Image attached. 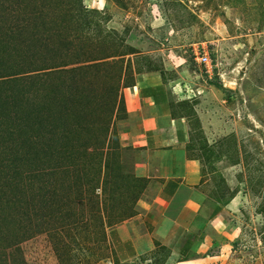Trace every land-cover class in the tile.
Segmentation results:
<instances>
[{
    "label": "rangeland",
    "instance_id": "obj_1",
    "mask_svg": "<svg viewBox=\"0 0 264 264\" xmlns=\"http://www.w3.org/2000/svg\"><path fill=\"white\" fill-rule=\"evenodd\" d=\"M154 76L223 233L203 264H264V0H0V264H121L146 189L124 90Z\"/></svg>",
    "mask_w": 264,
    "mask_h": 264
},
{
    "label": "crops",
    "instance_id": "obj_2",
    "mask_svg": "<svg viewBox=\"0 0 264 264\" xmlns=\"http://www.w3.org/2000/svg\"><path fill=\"white\" fill-rule=\"evenodd\" d=\"M172 96L171 85L155 76L124 90L127 113L135 116L127 131L135 175L146 189L138 215L110 230L113 256L121 264L141 257L155 264L214 262L208 254L218 246L214 239L223 237L218 221L205 213L201 161L188 154L187 126L172 116ZM157 247L169 251L160 263V256H151Z\"/></svg>",
    "mask_w": 264,
    "mask_h": 264
},
{
    "label": "built area",
    "instance_id": "obj_3",
    "mask_svg": "<svg viewBox=\"0 0 264 264\" xmlns=\"http://www.w3.org/2000/svg\"><path fill=\"white\" fill-rule=\"evenodd\" d=\"M197 63L205 68L209 66V58L205 54L198 55Z\"/></svg>",
    "mask_w": 264,
    "mask_h": 264
},
{
    "label": "trees",
    "instance_id": "obj_4",
    "mask_svg": "<svg viewBox=\"0 0 264 264\" xmlns=\"http://www.w3.org/2000/svg\"><path fill=\"white\" fill-rule=\"evenodd\" d=\"M216 211V210H215Z\"/></svg>",
    "mask_w": 264,
    "mask_h": 264
}]
</instances>
